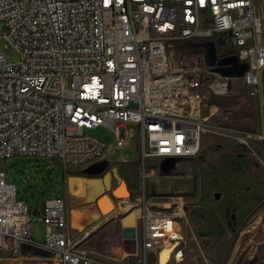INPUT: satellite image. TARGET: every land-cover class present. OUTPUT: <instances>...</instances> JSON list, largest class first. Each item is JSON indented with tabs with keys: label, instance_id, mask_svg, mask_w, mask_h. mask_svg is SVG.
Masks as SVG:
<instances>
[{
	"label": "built area",
	"instance_id": "1",
	"mask_svg": "<svg viewBox=\"0 0 264 264\" xmlns=\"http://www.w3.org/2000/svg\"><path fill=\"white\" fill-rule=\"evenodd\" d=\"M0 34L20 60L0 51V160L57 158L77 167L109 164L117 150L148 158L198 156L210 126L211 96H225L240 80L260 94L264 70V12L257 0H0ZM187 40L213 41L218 58L235 55L248 67L241 77L222 75L199 53L178 64L172 48ZM108 127V143L86 130ZM242 143L252 132L239 128ZM127 198H119V201ZM130 211L143 253L162 264L184 261L177 213L155 209L141 191ZM42 245L56 264H118L109 254L79 247L66 231L67 199L44 202ZM28 205L0 168V249L18 255L34 242Z\"/></svg>",
	"mask_w": 264,
	"mask_h": 264
},
{
	"label": "rangeland",
	"instance_id": "2",
	"mask_svg": "<svg viewBox=\"0 0 264 264\" xmlns=\"http://www.w3.org/2000/svg\"><path fill=\"white\" fill-rule=\"evenodd\" d=\"M257 1L262 4V0ZM6 31L0 22V34ZM181 44L172 48L178 64L196 55L183 51ZM0 51L10 63L20 60L16 49L1 37ZM232 88L227 95L217 97L220 104L212 103L211 96L212 116L200 154L186 160L148 158L146 178L139 155L131 149L117 150L111 156V161L118 162L122 154H129L128 162L108 163L101 172L87 171L91 165L100 167V163L77 167L57 158L31 156L0 160L7 180L17 186L18 198L28 205L34 236L44 235L45 199L69 194L76 176L112 180V185L120 180L127 186L129 183L132 192L124 195L115 188L117 197L127 198L119 201L115 197V214H127L144 190L155 209L178 214L183 234L182 264H264V70L258 96H249L240 80L234 81ZM239 128L252 132L247 143L238 140ZM86 133L113 142L106 126ZM84 182L86 187L88 180ZM123 202H128L127 210Z\"/></svg>",
	"mask_w": 264,
	"mask_h": 264
},
{
	"label": "crops",
	"instance_id": "3",
	"mask_svg": "<svg viewBox=\"0 0 264 264\" xmlns=\"http://www.w3.org/2000/svg\"><path fill=\"white\" fill-rule=\"evenodd\" d=\"M261 5L264 12V0ZM85 180H88L86 187ZM112 182L89 177L74 178L73 185L68 189L69 194H61L67 195L66 231L71 239L81 240L86 246V251L109 254L118 260L115 261L118 264H137V258L128 256L127 253H143L142 237L137 232L134 237H125L121 223L124 215L115 214L117 203L113 194L114 189L121 185V181L118 180L115 185H112ZM127 184L129 186V183ZM128 189L131 191L130 186ZM105 194L115 204V208L108 213H103L98 205L99 199ZM33 238L34 242L21 243L18 255L0 249V264H56L51 260V251L42 245L43 236H34L33 231ZM79 247L81 248V243ZM154 259L155 254H150L148 264H156Z\"/></svg>",
	"mask_w": 264,
	"mask_h": 264
},
{
	"label": "water",
	"instance_id": "4",
	"mask_svg": "<svg viewBox=\"0 0 264 264\" xmlns=\"http://www.w3.org/2000/svg\"><path fill=\"white\" fill-rule=\"evenodd\" d=\"M203 44L206 48V52H205L206 61L210 65H212L215 70L219 71L222 75L238 78L241 77L243 72L247 69L248 67L247 63L238 62L235 55H230L219 59L218 54H216L217 48L213 41H204ZM98 163L101 164L100 167L91 165V168H89V170L87 171L91 170L90 172H101L105 168L106 164H108L107 161H102ZM113 194L115 197H117L115 192H113ZM117 198H122V197H117ZM98 205L100 210L104 213L102 206L99 204V201H98ZM121 223L124 228L125 237H134L136 234V225H137L135 211H130L127 214H125L121 218Z\"/></svg>",
	"mask_w": 264,
	"mask_h": 264
},
{
	"label": "bare ground",
	"instance_id": "5",
	"mask_svg": "<svg viewBox=\"0 0 264 264\" xmlns=\"http://www.w3.org/2000/svg\"><path fill=\"white\" fill-rule=\"evenodd\" d=\"M120 188V191H123L124 195H129V189L128 186L125 185V183L122 181L121 185L118 187ZM118 189H115L114 192L115 194L117 193ZM125 201V200H122ZM99 204L102 206L103 211H105L106 209H113L115 207V204H113V202L111 201L110 197L108 195H103L101 196V198L99 199ZM124 204V210L128 209V202H123ZM181 237H183V235H181ZM170 255V250H165L162 256V264H165L166 261L168 260ZM164 258L166 259L164 261Z\"/></svg>",
	"mask_w": 264,
	"mask_h": 264
},
{
	"label": "trees",
	"instance_id": "6",
	"mask_svg": "<svg viewBox=\"0 0 264 264\" xmlns=\"http://www.w3.org/2000/svg\"><path fill=\"white\" fill-rule=\"evenodd\" d=\"M204 41L202 40H187L184 41L180 46L181 49L185 52L199 54V53H205L206 48L203 44ZM217 97H220L218 95L212 96V103L214 104H220L221 98L217 99Z\"/></svg>",
	"mask_w": 264,
	"mask_h": 264
},
{
	"label": "flooded vegetation",
	"instance_id": "7",
	"mask_svg": "<svg viewBox=\"0 0 264 264\" xmlns=\"http://www.w3.org/2000/svg\"><path fill=\"white\" fill-rule=\"evenodd\" d=\"M216 54H217V49H216Z\"/></svg>",
	"mask_w": 264,
	"mask_h": 264
}]
</instances>
